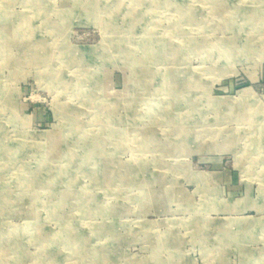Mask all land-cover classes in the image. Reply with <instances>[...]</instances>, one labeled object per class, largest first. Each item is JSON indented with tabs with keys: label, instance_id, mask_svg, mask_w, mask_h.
<instances>
[{
	"label": "rangeland",
	"instance_id": "1",
	"mask_svg": "<svg viewBox=\"0 0 264 264\" xmlns=\"http://www.w3.org/2000/svg\"><path fill=\"white\" fill-rule=\"evenodd\" d=\"M0 264H264V0H0Z\"/></svg>",
	"mask_w": 264,
	"mask_h": 264
},
{
	"label": "bare ground",
	"instance_id": "2",
	"mask_svg": "<svg viewBox=\"0 0 264 264\" xmlns=\"http://www.w3.org/2000/svg\"><path fill=\"white\" fill-rule=\"evenodd\" d=\"M184 72V71H183ZM102 145V144H101Z\"/></svg>",
	"mask_w": 264,
	"mask_h": 264
}]
</instances>
